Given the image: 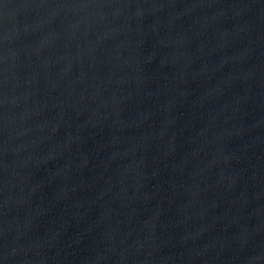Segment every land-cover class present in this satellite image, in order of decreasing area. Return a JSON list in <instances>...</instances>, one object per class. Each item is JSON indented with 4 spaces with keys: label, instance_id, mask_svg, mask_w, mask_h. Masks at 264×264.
Masks as SVG:
<instances>
[{
    "label": "water",
    "instance_id": "95a60500",
    "mask_svg": "<svg viewBox=\"0 0 264 264\" xmlns=\"http://www.w3.org/2000/svg\"><path fill=\"white\" fill-rule=\"evenodd\" d=\"M0 264H264V0H0Z\"/></svg>",
    "mask_w": 264,
    "mask_h": 264
}]
</instances>
